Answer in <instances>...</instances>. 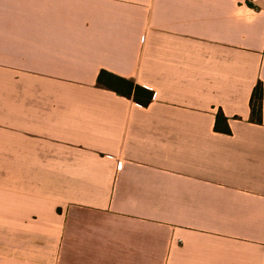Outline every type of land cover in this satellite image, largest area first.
I'll return each instance as SVG.
<instances>
[{"label": "crops", "instance_id": "0c3cea01", "mask_svg": "<svg viewBox=\"0 0 264 264\" xmlns=\"http://www.w3.org/2000/svg\"><path fill=\"white\" fill-rule=\"evenodd\" d=\"M252 3L0 0V264H264Z\"/></svg>", "mask_w": 264, "mask_h": 264}, {"label": "trees", "instance_id": "16d2710c", "mask_svg": "<svg viewBox=\"0 0 264 264\" xmlns=\"http://www.w3.org/2000/svg\"><path fill=\"white\" fill-rule=\"evenodd\" d=\"M245 3L248 6H253L252 0H245ZM96 80L99 86L131 99L142 106H147L152 101L153 91L136 83L130 78L101 69L97 74ZM262 101L263 85L261 81H258L252 90L249 102L250 118L253 122L261 123L262 121ZM214 129L226 134L231 132L227 123V117L220 109L215 115Z\"/></svg>", "mask_w": 264, "mask_h": 264}]
</instances>
